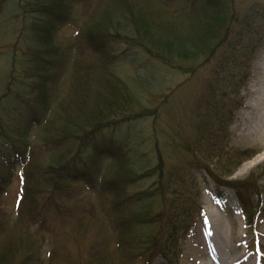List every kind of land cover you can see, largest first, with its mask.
<instances>
[{
    "label": "trees",
    "instance_id": "1",
    "mask_svg": "<svg viewBox=\"0 0 264 264\" xmlns=\"http://www.w3.org/2000/svg\"><path fill=\"white\" fill-rule=\"evenodd\" d=\"M9 1L0 0V48L16 31L28 47L20 68L12 71L20 79L0 92V264H40L38 235L50 229L52 218L70 225L75 234L92 224L102 241L85 259L69 262L67 256L54 264H179L184 244L205 215L195 179L199 170L218 187L235 191L256 239L264 217V164L236 182H224L213 168L216 156H228L218 166L225 173L232 172L233 163L257 154L224 151L251 63L264 41V32L249 18L237 36L247 41L237 38L238 45H227L224 36L234 19L235 0H21L22 25L14 29L2 28ZM255 16L264 19L260 11ZM63 27L75 35V45L56 43ZM114 44L137 47L183 71H189L185 64L202 57L199 61L207 64L222 51L216 70L220 87L216 82L213 92H220V106L194 128L189 124L177 136L167 135L168 152L156 137L151 159L156 165L140 162L136 147L126 150L127 142L117 151L113 143L98 145L104 130L142 114H131L142 93L118 77L121 56L113 52ZM22 107L35 110L28 120H12ZM172 152L177 162L169 164ZM16 176L20 183L12 217L3 210L2 198ZM150 178H155L150 188L131 192ZM32 223L39 231L31 230Z\"/></svg>",
    "mask_w": 264,
    "mask_h": 264
},
{
    "label": "rangeland",
    "instance_id": "2",
    "mask_svg": "<svg viewBox=\"0 0 264 264\" xmlns=\"http://www.w3.org/2000/svg\"><path fill=\"white\" fill-rule=\"evenodd\" d=\"M23 4L21 0L8 2V14L2 28L21 27L22 17L18 15H22V9L18 6ZM234 9L235 15L229 35L224 36L227 39L226 43L230 40L227 45H238L237 38L247 41L246 36H237L246 29L242 23L247 25L249 18L254 28L259 26L264 32V19L261 20L255 16L257 11L264 14V0H235ZM55 41L58 45L63 43L68 47L75 45L76 38L69 28L63 27L58 35H55ZM27 47L22 42L19 32L16 31L10 33L8 42L0 48V92L7 88L9 81H13L14 78L17 81L20 79L19 72L12 73V71L14 68L16 70L20 68L19 61ZM113 52L121 56L116 66L118 77L130 86H134L135 89L138 88L142 93L141 97L137 95V103L132 104L131 114H142L139 118H132L104 130L97 137L98 145L109 147L105 143H113L117 147L127 142L126 150L130 152L136 147V153L142 156L140 162L145 161V164L149 162L150 165H156L157 162L151 160L154 157L152 148L156 137L161 140L160 147L163 151L168 152L170 148L168 144H165L168 140L167 135L176 134L177 136V132L184 131L189 124L194 128L193 123L204 122L205 118L213 114L215 112L213 110L218 105L220 106V98L213 92L216 82L220 87L216 70L220 69V52L222 51L219 50L216 57L207 64L202 65L203 62L199 61L203 57L198 61L185 64L189 71L172 68L162 61L149 57L142 49L130 48L126 44H114ZM249 76L247 87L241 94L243 104L236 112L225 136L224 151L230 156L242 150H256L257 154L241 164L233 163L232 172L230 170L225 173H219L218 166L220 162L223 164L225 161L228 162L226 159L228 156L214 157L213 168L218 173V177L222 176L224 182L247 180L252 172L264 164L262 161L250 169L247 166L256 156L264 152V41L251 63ZM219 94L220 92L217 95ZM2 95L0 93V97ZM34 110L22 107L12 114V120L17 119L16 116H23L28 120L30 117L28 114ZM155 113L159 117H156ZM119 149L120 147H117L116 151ZM174 155L173 152L168 153L169 164L177 162V157ZM195 179L202 193L201 204L205 215L203 221L199 222L195 228L192 238L184 244L179 264H217L215 257L217 255L220 257V244H225L231 249L233 254L231 257L234 260L242 259L239 264H247L251 260L254 264H264V217L260 218L256 239L252 241L253 236L250 235L246 226L235 191L228 186L218 187L217 182L201 170L195 174ZM154 182L155 178L141 181L133 187L131 192L150 188ZM19 183L16 176L7 186L8 192L2 198L3 210L12 217L15 216V195ZM261 185L264 186V180L261 181ZM93 197L95 196L85 197L84 201ZM260 200L264 208V192ZM93 209L100 210L98 206H93ZM210 213H214L225 224L226 231L221 240L217 224L207 222ZM97 217L101 222V218ZM86 223L90 225L89 221ZM31 230L39 231V225L32 223ZM39 233V242L36 245L39 253L36 260H39L40 264H54L56 261H62L64 257L67 261V256L69 262L80 258L85 259L90 253H96L102 242L99 230L92 224L88 229L75 234L76 231L70 225H60L58 220L53 218L50 229ZM254 245L256 248H253ZM155 264L167 263L158 260Z\"/></svg>",
    "mask_w": 264,
    "mask_h": 264
},
{
    "label": "bare ground",
    "instance_id": "3",
    "mask_svg": "<svg viewBox=\"0 0 264 264\" xmlns=\"http://www.w3.org/2000/svg\"><path fill=\"white\" fill-rule=\"evenodd\" d=\"M264 161V152L258 156H256V158H254L251 162L248 163V169L256 166L257 164H259L260 162ZM245 169H243L244 171ZM247 170V169H246ZM207 222L211 223L213 222V224H217L218 226V234L220 236V240L224 238L225 235V224L223 222V220L217 218V216L214 213H210L208 214L207 217ZM216 222V223H215ZM231 249L225 245V244H220V257L217 255L215 257V259L218 261L217 264H239L240 261L242 260L241 258L238 259H233V257H231L233 254H231ZM247 264H254L251 261H249Z\"/></svg>",
    "mask_w": 264,
    "mask_h": 264
}]
</instances>
